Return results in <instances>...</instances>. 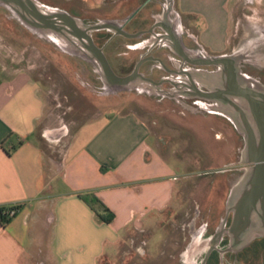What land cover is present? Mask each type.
<instances>
[{"label":"crops","instance_id":"obj_1","mask_svg":"<svg viewBox=\"0 0 264 264\" xmlns=\"http://www.w3.org/2000/svg\"><path fill=\"white\" fill-rule=\"evenodd\" d=\"M91 1L97 7L106 2ZM174 9L195 30L200 44L215 54L231 46L233 22L250 24L246 46L263 45L264 0H174ZM253 52L246 63L256 67L262 56ZM261 75L258 79L244 73L247 86H264ZM45 113L38 81L0 61V207L19 206L7 224L0 223V264H100L102 257L115 254L129 229L150 226L157 213L172 208L174 172L150 126L132 111L86 121L59 156L44 152L46 132L54 128ZM213 113L227 119L221 135L228 149L219 147L217 154L233 159L243 147L244 132L238 148L231 139L237 123ZM80 193L94 194L114 214L113 220L100 222ZM251 219L264 224V216ZM258 232L256 242L248 245L256 244L263 254L264 231Z\"/></svg>","mask_w":264,"mask_h":264},{"label":"rangeland","instance_id":"obj_2","mask_svg":"<svg viewBox=\"0 0 264 264\" xmlns=\"http://www.w3.org/2000/svg\"><path fill=\"white\" fill-rule=\"evenodd\" d=\"M39 1L64 9L84 21L111 18L121 22L138 0H125L123 4L120 0H106L99 7L93 6L91 0ZM248 28L251 27L247 22L232 23L231 46L225 53L256 51L262 57L256 67H251L262 79L264 41L260 47L246 46ZM0 61L11 70L28 71L38 81L46 99V123L52 124L51 130L66 128L59 141L46 135L42 143L46 155L59 156L70 135L86 121L99 115L132 111L150 126L157 148L172 167L175 175L172 208L157 213V222L150 226L129 229L126 238L115 248V254L102 257L99 263L197 264L208 240L197 228L215 208L223 207L222 200L230 183L237 179L219 174L232 159L225 157L223 152L217 154L219 147L228 148L222 142L221 133L206 120L208 118L192 114L174 100L148 90L106 89L95 67L53 40L28 29L2 5ZM237 145L238 148L241 145L239 140ZM239 160L238 150L237 164Z\"/></svg>","mask_w":264,"mask_h":264},{"label":"flooded vegetation","instance_id":"obj_3","mask_svg":"<svg viewBox=\"0 0 264 264\" xmlns=\"http://www.w3.org/2000/svg\"><path fill=\"white\" fill-rule=\"evenodd\" d=\"M107 19L111 20H103ZM96 21L99 20L85 22ZM120 25V29L108 27L92 32L94 42L102 48L114 73L126 76L137 69L144 78L158 83L155 87L157 93L154 94L166 96L188 112L208 118L206 120L212 128L224 134L227 119L212 111L216 109V54L200 44L195 30L175 11L174 0H138ZM242 71L261 79L248 63L242 64ZM228 107L234 111L238 125L231 130V139L241 142L244 129L240 123L244 113L237 111L234 104L230 103ZM235 162L236 157L225 167L224 172H219L224 173L225 178H237L230 183L226 197L222 200L223 207L220 210L215 208L197 228L198 232L208 237L209 243L197 264H264V254L259 253L260 247L251 245L256 241L237 251L229 249V239L242 236L243 228L248 226L244 213L250 207L246 202L253 198H264V191L243 190L241 179L251 164ZM218 232L221 239L213 247Z\"/></svg>","mask_w":264,"mask_h":264},{"label":"water","instance_id":"obj_4","mask_svg":"<svg viewBox=\"0 0 264 264\" xmlns=\"http://www.w3.org/2000/svg\"><path fill=\"white\" fill-rule=\"evenodd\" d=\"M0 5L15 14L28 29L53 40L69 53L91 63L106 89L136 88L140 91L155 92L158 83L144 78L137 69L126 76L115 74L102 48L93 40V31L108 27L120 29L121 22L99 20L87 23L64 9L44 5L39 0H0ZM123 34L131 36L125 32ZM247 52V50L244 52L236 50L231 53L216 54L214 57L216 59V109L212 111L223 114L234 122H236L234 111L228 107L230 103L236 106L237 111L244 113L240 124L244 129L245 142L240 150L238 163H249L251 166L243 175L241 186L243 190L260 192L264 191V86L261 84H256V88L247 86V80L242 71V64L250 59V54ZM65 132L66 128L62 127L48 130L46 135L58 140ZM246 205L250 207L244 213L245 216L247 215L248 226L243 228L242 236L229 239V249L240 250L253 241L259 230L264 231V224L262 225L259 219L256 224L251 219L254 216L257 218L264 216V198L250 199ZM220 239L221 235L218 232L213 241L216 242V246Z\"/></svg>","mask_w":264,"mask_h":264},{"label":"trees","instance_id":"obj_5","mask_svg":"<svg viewBox=\"0 0 264 264\" xmlns=\"http://www.w3.org/2000/svg\"><path fill=\"white\" fill-rule=\"evenodd\" d=\"M78 197L82 199L89 207L92 209L96 215V218L103 223H110L114 214L92 193H80ZM8 207L1 206L0 207V223L5 225L10 221V218L6 216L4 210ZM16 209L19 206L15 207Z\"/></svg>","mask_w":264,"mask_h":264},{"label":"built area","instance_id":"obj_6","mask_svg":"<svg viewBox=\"0 0 264 264\" xmlns=\"http://www.w3.org/2000/svg\"><path fill=\"white\" fill-rule=\"evenodd\" d=\"M8 207L6 210H4L5 214L7 217L11 218L12 216H14L17 212V209L15 208L16 205H9L6 206Z\"/></svg>","mask_w":264,"mask_h":264}]
</instances>
